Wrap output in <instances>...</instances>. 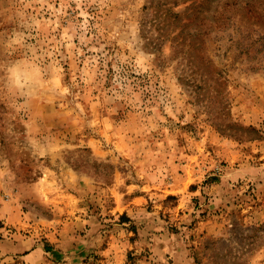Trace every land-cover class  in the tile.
<instances>
[{
	"label": "rangeland",
	"instance_id": "obj_1",
	"mask_svg": "<svg viewBox=\"0 0 264 264\" xmlns=\"http://www.w3.org/2000/svg\"><path fill=\"white\" fill-rule=\"evenodd\" d=\"M0 171V264H264V0H0Z\"/></svg>",
	"mask_w": 264,
	"mask_h": 264
},
{
	"label": "clouds",
	"instance_id": "obj_2",
	"mask_svg": "<svg viewBox=\"0 0 264 264\" xmlns=\"http://www.w3.org/2000/svg\"><path fill=\"white\" fill-rule=\"evenodd\" d=\"M14 43H19V41H13L8 44V47H12ZM5 84L6 87L26 98L35 97L37 93L44 89L47 85L42 79V71L40 67L27 58H18L5 68ZM41 154L45 151L55 152L58 150V145L55 143H50L47 148L41 147ZM4 173L0 171V177Z\"/></svg>",
	"mask_w": 264,
	"mask_h": 264
}]
</instances>
